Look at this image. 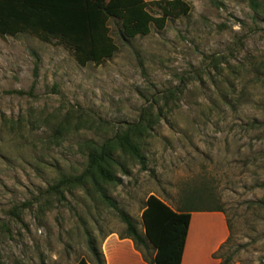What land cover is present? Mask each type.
I'll return each mask as SVG.
<instances>
[{"label":"rangeland","instance_id":"374dc122","mask_svg":"<svg viewBox=\"0 0 264 264\" xmlns=\"http://www.w3.org/2000/svg\"><path fill=\"white\" fill-rule=\"evenodd\" d=\"M183 1L187 15L146 36L122 40L109 20L117 50L99 66L26 33L0 37V264H96L88 236L110 261L106 239L125 225L85 172L101 147L121 183L96 179L139 231L150 195L219 209L229 236L213 259L264 264V0L256 12L248 0Z\"/></svg>","mask_w":264,"mask_h":264},{"label":"trees","instance_id":"16d2710c","mask_svg":"<svg viewBox=\"0 0 264 264\" xmlns=\"http://www.w3.org/2000/svg\"><path fill=\"white\" fill-rule=\"evenodd\" d=\"M248 2L251 10L256 12L259 8L257 0ZM149 6L159 11L160 16L154 17ZM189 11V5L183 0L150 3L144 0H0V37H16L26 33L43 42H52L71 50L75 62L81 67L89 63L99 66L111 59L117 50L110 35L109 20L114 19L119 23L120 38L128 40L148 35L151 25L162 30L169 18L185 16ZM16 93L23 94L21 91ZM123 148L137 160L142 170L146 169L144 154L128 134L123 137ZM113 161L111 152L105 147L93 149L88 153L85 172L91 177L102 200L117 212L125 225V232L119 239L130 240L147 264H181L190 214L221 211L195 210L186 204V208L174 210L161 199L150 195L141 213L142 231H139L134 220L118 208L98 181L121 183L110 169ZM68 181L63 180L60 184ZM59 185L51 189L58 192ZM87 245L96 264H105L104 256L97 250L91 236L87 238ZM75 264L90 263L81 259Z\"/></svg>","mask_w":264,"mask_h":264},{"label":"crops","instance_id":"0c3cea01","mask_svg":"<svg viewBox=\"0 0 264 264\" xmlns=\"http://www.w3.org/2000/svg\"><path fill=\"white\" fill-rule=\"evenodd\" d=\"M191 223L197 224L193 237H191ZM228 236L227 222L222 212H192L181 264H202L204 260L207 264H219V261L213 259L212 256L219 250ZM106 243L110 257V261L107 259L106 264H112L113 259L118 255L120 256L121 253L131 256L134 264H147L134 249L130 240L120 241L111 235L106 239Z\"/></svg>","mask_w":264,"mask_h":264}]
</instances>
